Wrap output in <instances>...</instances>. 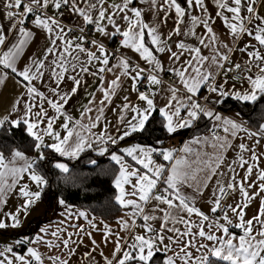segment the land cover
I'll return each mask as SVG.
<instances>
[{
    "label": "snow or ice",
    "instance_id": "snow-or-ice-1",
    "mask_svg": "<svg viewBox=\"0 0 264 264\" xmlns=\"http://www.w3.org/2000/svg\"><path fill=\"white\" fill-rule=\"evenodd\" d=\"M261 7L264 0H0V85L11 77L22 89L10 111L0 115V134L11 139L23 131L31 140L27 148L0 147V230L21 226L22 217L51 190L53 169L66 188L111 175L114 201L124 210L116 221L119 231L101 221L102 242L112 244L106 255L92 232L72 223L83 218L97 230L93 220L84 211L73 212L66 197L53 192L64 210L62 226L50 231L46 225L34 236L0 245V264H45L40 245L61 250L47 257L50 264H81L72 257L85 235L92 244L82 254L87 264H157L158 253L161 264H212V257L225 264H264V151H257L264 123L253 131L244 126L242 111L226 117L215 110L228 98L244 105L264 100ZM214 25L231 40L222 41ZM34 30L46 43L42 54L26 55ZM96 34L118 37V47L109 51L103 39L89 38ZM234 52L246 58L233 61ZM88 77L98 86L74 118L67 106L88 87ZM125 82L130 92L111 109L115 122L109 121L106 109ZM201 120L211 122L210 136H193L179 150L163 146ZM141 137L152 143H139ZM237 139L241 142L234 144ZM230 149L236 156L226 161ZM89 150L107 155L113 169L90 158L95 175L86 174L66 162ZM206 190L211 215L196 206V196ZM236 192L237 202L222 204V196ZM10 195L18 203L4 211ZM255 199L258 210L247 217Z\"/></svg>",
    "mask_w": 264,
    "mask_h": 264
},
{
    "label": "crops",
    "instance_id": "crops-1",
    "mask_svg": "<svg viewBox=\"0 0 264 264\" xmlns=\"http://www.w3.org/2000/svg\"><path fill=\"white\" fill-rule=\"evenodd\" d=\"M260 11H261V14H264V7H261ZM65 21L68 22L67 17H65ZM3 23L5 24V26H7L8 22L5 20V21H3ZM217 24L219 25V21L217 22ZM214 29L217 31L218 35H220V38L222 41H230L231 40L230 37L222 34V32H223L222 28L214 25ZM34 31H36L35 39L32 41V43L30 44L28 49H26V55H31L32 53L42 54L43 47L45 46L46 41L44 38V34L38 30H34ZM95 37L97 39H103L105 46L107 47V49L109 51H110V49H109L110 47L114 48V49H116L118 47V40H119L118 37L115 39H104V38L100 37L98 34H96ZM11 39H12V37L10 36L9 40H11ZM246 39H247V37H244L240 41H237L236 42L237 45L242 46ZM122 51L126 52L129 56H132L133 59H137L136 54L132 53L130 50H122ZM204 54L209 55V52L207 50H204ZM245 58L246 57H244L243 54H241L239 52H234L233 55L231 56V59L233 61H238V60L245 59ZM113 63H115V61H113ZM228 66H229L228 64L225 65L226 68ZM223 75H224L223 71H221L220 77H223ZM108 78L110 79L111 77L109 76ZM170 79H171L170 75H164L165 81L171 83ZM87 80H88V87L80 89L77 96L74 97L73 100L70 102L69 106H67L68 112L74 118H79L80 111L83 109V107L85 105H87L88 100L90 98L88 93L95 91L97 86H98V83H99L98 80H94L91 77H88ZM229 81H230V83L233 82L231 80V78H229ZM236 83H237V86L239 87V82H236ZM125 89H128V92H126ZM21 91H22V89L20 88V86L11 77L8 80H6L3 85H0V115L7 114V112L10 111L12 102L14 101V99L17 96H19ZM129 92H130V82H125V84L122 86L121 90L118 91L117 96L113 98L112 105L106 109L105 115L107 117V120L115 122L116 116L112 112L111 109L113 107H117L118 105H120L122 103L123 95L128 94ZM201 92H202V90H201ZM206 94L207 93H205V95ZM96 95H97V100H99L101 94L99 92H97ZM132 98L134 99V94H132ZM220 105L221 104H218L215 106V110L219 109L216 111L220 112L223 116H226V117H234L235 116V113L225 112L222 109H220ZM85 123H87V121H85ZM262 123H264V121ZM244 126L250 128L253 131H255L257 129V126L250 125L246 122H244ZM210 128H211V122H210V126L207 130H205L201 133H197L195 135L187 136L183 139V141H180V136H178V135L180 133L189 131L191 129H181L176 134L171 136V138L169 140H167L166 147L179 150L193 136H196V135L210 136L211 135V133L209 131ZM217 134L224 135V133L221 131H218ZM240 135L242 136L243 133H241ZM229 139H231V137H229ZM133 142H135V141H133L131 139L128 141V143H133ZM240 142L241 141L239 139H237L233 143L238 144ZM139 143L151 144L149 142H144V141H139ZM122 146H124L123 142H122ZM193 147L195 148L196 146L194 145ZM203 150L207 151L209 153H211L213 151L211 147H205ZM257 151H264V139L261 140V144L258 147ZM34 155H35V153H34ZM177 155H180L179 151H177ZM245 155L247 156V154H245ZM235 156H236L235 151H233L231 149L228 150V152L226 153V161H231L232 159L235 158ZM261 167H264V162L261 163ZM201 175H203V174H201ZM213 179L215 180L216 178H213ZM187 191L189 192V194H193L191 189H188ZM210 195H211L210 192L206 190L204 192L203 196H196V206L200 207L203 211H205L208 214H210V212H209L210 205L207 204V201L210 198ZM239 199H240L239 193L236 192L235 194L230 196L229 203H235ZM8 201H9L8 205L4 207V211L14 210L15 205L18 203V200L14 196L10 195L8 198ZM259 203H260L259 199H255V200L250 202L249 207L245 210L247 217H251L258 210ZM71 206H72L73 212H77V211L86 212L88 215V218L93 220V222L96 224L97 230H93L92 228H90L88 226V222L83 218L73 220L72 223L79 224V225L83 226L84 228H86L88 231L92 232V238L95 239L96 242L100 245V250H102L106 255L109 254L112 250V244L109 243V244H107V246H105V244L102 242L103 224L101 223V221H103V223L108 224L114 231H119V226L117 225L116 221L118 218L124 217V210H121L120 214L118 215V217L116 219L108 220V219L93 215L90 211H88L86 209L77 207L75 205H71ZM63 211L64 210L62 208H60L55 203V207L49 213L46 202L42 198L41 201L38 202L32 208V210L30 211L28 216L22 217V223H21V226L19 228H16V229L8 228V229L0 230V245L13 243L16 239H19L21 236H24V235H27L30 237L34 236L38 232L40 227H44L46 225H50V231L55 230L58 226H62L59 224V222L64 219V217L60 215V213ZM216 215L219 216L218 213ZM230 215H231V213H230ZM125 218H127V217H125ZM38 221H41L39 226L36 228V230H34L33 232H30V230H29L30 225H32L33 223H36ZM69 231H72V229L69 228ZM235 231L238 232V230H235ZM122 235H123V233H122ZM46 239H52V238H51V236H47ZM91 247H92L91 241L85 235L83 237V244H81L77 248V255L73 256L72 260L73 261L81 260V264H87V261L83 259L82 254L85 251H87L88 249H90ZM38 249H39L41 255L44 256V258H45V264H50V262L47 260V257L49 255H60L61 254L60 249H56V250H53L50 252L49 249L44 245L38 246ZM16 250L17 251H23V249H21L19 247H17ZM157 255L162 256V254H159V253ZM64 258H67L66 253L64 255ZM96 258H97V260L100 259L98 253H96ZM212 258H214V257H212Z\"/></svg>",
    "mask_w": 264,
    "mask_h": 264
},
{
    "label": "trees",
    "instance_id": "trees-1",
    "mask_svg": "<svg viewBox=\"0 0 264 264\" xmlns=\"http://www.w3.org/2000/svg\"><path fill=\"white\" fill-rule=\"evenodd\" d=\"M220 109L230 113L242 111L244 122L253 126H257L259 123H262L264 121V118H262V116H264V100L258 101L255 105H244L232 100L231 98H228L223 104L220 105ZM209 126V121L201 120L193 129L180 133L178 135L180 136V141H183V139L187 136L195 135L207 130ZM156 134L159 135V131H157ZM170 138L171 137H168L165 140V144L163 145L164 147H166L167 140H169ZM139 141L152 143V139L148 137H141ZM13 143L15 145L21 146L22 148H27L28 145L31 144V140L23 131H17L11 139H6L2 134H0V147H3L4 145H8L9 147H11L13 146ZM27 154L34 155V153L31 151H28ZM47 154L48 153L46 152V155ZM90 158L103 161L102 167L113 169V165L110 163L107 155H105L104 157H98L96 153L91 150L82 153L79 160L67 162L69 163L70 167L75 166L74 170L76 171H82L86 174L92 172L93 175H95L93 170L88 165V160ZM56 176L57 173L53 169L48 177L51 184V190L46 189L45 194L42 197L46 202L49 213L55 207V200L52 199V193L58 192L66 197L68 204L86 209L93 215L108 220H114L120 214L122 209L114 201L115 189L112 186L111 175L89 179L78 188H66L62 182L56 179ZM40 222L41 221H38L30 225V232L36 230ZM210 259L212 260V264H225V262L218 261L215 258ZM155 260L157 264H161L163 257L161 255H157L155 257Z\"/></svg>",
    "mask_w": 264,
    "mask_h": 264
},
{
    "label": "built area",
    "instance_id": "built-area-1",
    "mask_svg": "<svg viewBox=\"0 0 264 264\" xmlns=\"http://www.w3.org/2000/svg\"><path fill=\"white\" fill-rule=\"evenodd\" d=\"M31 19V18H30ZM65 22H67V21H65ZM76 34H78V33H74V35H76ZM89 38H95V39H97L95 36H90ZM110 49V51H114L115 49L114 48H109ZM224 74V73H223ZM231 73L229 74V78H231ZM170 81H171V83H175V81L173 80V78L171 77V79H170ZM205 93H206V90L205 89H202V92H201V94L202 95H205ZM216 110H219V109H216ZM229 199H230V197L229 196H222L221 197V200H222V204H228L229 203ZM218 214L220 215V213L218 212Z\"/></svg>",
    "mask_w": 264,
    "mask_h": 264
}]
</instances>
